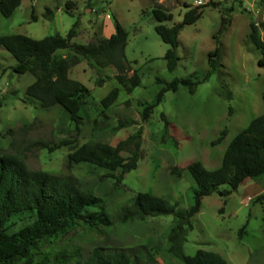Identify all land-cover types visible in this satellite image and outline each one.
<instances>
[{
	"label": "rangeland",
	"instance_id": "rangeland-1",
	"mask_svg": "<svg viewBox=\"0 0 264 264\" xmlns=\"http://www.w3.org/2000/svg\"><path fill=\"white\" fill-rule=\"evenodd\" d=\"M67 1L74 3L71 15L64 8ZM209 2L212 5L203 9L202 17L180 31L177 48L180 60L176 69L169 72L163 59L169 46L162 43L154 31L157 22L152 9L158 6L170 12L172 21L164 23L170 27L181 21L187 10L184 4L198 6ZM86 3L87 0H21L9 18L0 14V36L20 34L35 40L55 34L65 36L79 20L77 36L71 43L97 46L115 33L118 23L128 35L124 51L129 62L127 76L136 71L140 85L131 94L120 89L112 112L127 117L134 124L112 135L105 128L106 121H101V132L97 137L93 135L103 111L101 99L111 89L120 88L112 67L103 69L92 61L83 60L70 68L69 78L90 91L80 111L81 124L76 132L69 115L60 106L41 109L36 102L27 99L25 92L34 82L33 76L14 72L15 60L1 49L0 154H21L30 170L72 176L82 191L97 197L108 195L111 199L109 214L115 228L102 246L155 245L160 235L172 226V216L148 217L141 225L133 223L124 227L113 215L140 192L164 198L175 205L177 211L188 209L194 183L186 166L199 162L207 170L218 168L231 140L252 119L264 114L261 98L264 68L257 64L262 54L249 41L250 24L259 25L264 21V0H94L91 9ZM47 9L52 12V19L46 17ZM224 12L229 23L220 35L222 68L198 85L194 94H189L184 87L165 93L150 118L142 122V108L152 103L159 90L156 77L169 82L194 72L203 74L209 69L208 54L215 46L212 36ZM260 37L264 40V29H260ZM98 80L101 84H97ZM227 91L231 99L227 98ZM110 112L108 115L113 118ZM162 113L169 123L166 134L165 123L160 118ZM138 126L143 127L141 157L137 168L117 185L120 193L114 191L116 172L86 163H69L68 155L75 147L94 140L114 146ZM223 130L226 131L223 140L213 145ZM72 138L76 140L73 146L53 152L27 149L38 140L56 145ZM174 167L183 170L179 178L171 175ZM263 187L264 183L246 179L227 197L218 193L204 197L199 212L191 219L192 229L186 235L184 254L193 256L197 250H205L219 254L229 264H264V202H254ZM227 189L226 185L219 188L220 191ZM80 234L81 230L75 229L66 238L79 243L87 254L100 240L82 243ZM155 264L182 263L168 253H160L155 256Z\"/></svg>",
	"mask_w": 264,
	"mask_h": 264
},
{
	"label": "trees",
	"instance_id": "trees-1",
	"mask_svg": "<svg viewBox=\"0 0 264 264\" xmlns=\"http://www.w3.org/2000/svg\"><path fill=\"white\" fill-rule=\"evenodd\" d=\"M92 1L94 0H87L88 9H91ZM20 2L21 0H0L1 16L9 18ZM73 5L72 1L64 4L66 13L71 15ZM211 5L212 2L198 6L184 4L187 10L181 21L170 27L164 23L172 21V14L158 6L152 9L151 14L157 22L154 31L161 42L169 46L163 56L169 72L176 69L180 60L177 55L180 31L184 26L196 23L202 17L203 9ZM46 17L52 19L49 9ZM32 20H35L33 13ZM228 23L224 12L218 30L212 36L215 46L208 54L209 69L205 73L194 72L185 78H174L169 82L155 78L159 90L152 103L142 108V122L150 118L165 93L176 92L179 87H184L189 94H194L198 85L222 68L220 35ZM78 26L79 20L74 22L65 36L55 34L39 40L20 34L0 36V50L4 49L15 60L14 72L30 73L33 76L34 82L25 92L27 99L36 102L41 109L60 106L69 115L76 132H79L81 124L80 111L90 91L69 78L70 68L83 60L92 61L103 69L112 67L116 71L114 78L120 88L111 89L101 99L103 111L95 123L93 135L97 137L101 132V121H106V130L116 135L119 130L134 123L127 117L112 112V105L116 102L120 89L131 94L140 85V77L136 71L127 76L129 62L124 53L127 32L116 23L115 33L97 46L77 45L71 43V40L77 36ZM260 29H264V21L259 25L250 24L249 41L261 52L262 58L257 64L264 68V40L260 37ZM97 84H101L100 80ZM231 97V93L227 91V98ZM261 98L264 102V89ZM109 112L113 118L109 117ZM160 118L165 123L166 134L169 123L163 113ZM112 119L115 123L111 122ZM142 133L143 127L138 126L132 134L119 140L114 146L94 140L75 147L68 155V161L116 172L114 191L120 193L117 185L126 174L137 168L140 160ZM225 134V130L221 131L213 145L219 144ZM75 142V138H72L49 145L38 140L30 143L27 149L53 152L65 146H73ZM182 171L174 167L171 175L179 178ZM186 171L194 183L188 209L177 211L175 205H170L164 198L140 192L113 215V219L124 227L133 223L141 225L148 217L172 216V226L160 235L157 244L129 248L104 247L103 241L115 228L109 214L111 199L108 195L97 197L82 191L72 176L30 170L21 154H0V264H155V256L160 253H168L182 264H229L219 254L210 251L197 250L193 256L185 255L183 245L187 232L192 229L191 219L199 212L204 197L212 193L227 197L246 179L263 185L264 114L252 119L231 140L218 168L207 170L201 163L192 162L186 166ZM224 185L228 189L220 191L219 188ZM254 202H264V187ZM75 229L81 230L78 236L80 242L93 243L100 240L97 246L85 254L79 243L74 244L66 238Z\"/></svg>",
	"mask_w": 264,
	"mask_h": 264
}]
</instances>
